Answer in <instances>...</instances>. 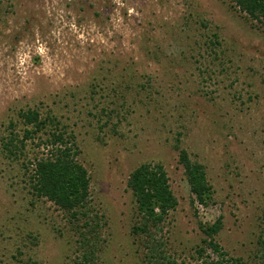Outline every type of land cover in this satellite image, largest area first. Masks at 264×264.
<instances>
[{"label": "rangeland", "instance_id": "374dc122", "mask_svg": "<svg viewBox=\"0 0 264 264\" xmlns=\"http://www.w3.org/2000/svg\"><path fill=\"white\" fill-rule=\"evenodd\" d=\"M28 109L47 125L10 155ZM52 131L88 171L77 221L32 187ZM175 144L204 166L208 205ZM142 162L163 166L177 204L135 232L126 180ZM263 210L264 23L230 0H0V264H71L91 243L96 264H215L201 227L218 218L227 256L264 264Z\"/></svg>", "mask_w": 264, "mask_h": 264}, {"label": "trees", "instance_id": "16d2710c", "mask_svg": "<svg viewBox=\"0 0 264 264\" xmlns=\"http://www.w3.org/2000/svg\"><path fill=\"white\" fill-rule=\"evenodd\" d=\"M234 7L244 12L249 18L264 23V0H230ZM25 124H33V129H24L22 138L10 132V136L2 143L8 154L15 156L16 152L25 149V139H33L37 130L43 129L47 122L39 117L36 109H28L20 113ZM34 134V135H33ZM39 138V137H38ZM179 140V139H178ZM46 153L35 157L30 179L34 193L37 197L45 198L53 202L58 208L67 212L77 221L80 216H85L90 202L89 175L87 169L77 160V150L63 137L62 132H50L45 139H39ZM178 142V141H177ZM178 151V161L183 166V172L194 199L202 205L211 202L212 190L209 185L204 166L193 161L189 153L175 144ZM126 185L134 196L138 214L141 216L140 223L133 226L135 232H147L151 227L158 225L169 210L176 204L166 171L161 164L142 162L137 165L128 175ZM264 221V210H263ZM85 222L86 227H88ZM221 228L220 219L201 227L206 238L203 239L217 255L215 264H241L235 257L227 256L215 241L214 236ZM84 244V243H83ZM261 250L264 253V239H260ZM85 251L71 264H96L94 248L85 244ZM161 264H177L159 257ZM264 261V260H263Z\"/></svg>", "mask_w": 264, "mask_h": 264}]
</instances>
